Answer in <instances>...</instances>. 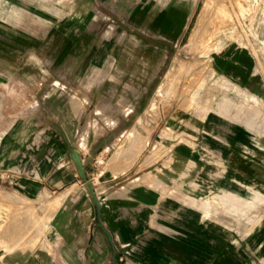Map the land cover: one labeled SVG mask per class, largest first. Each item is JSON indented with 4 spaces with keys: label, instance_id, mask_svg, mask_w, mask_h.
Segmentation results:
<instances>
[{
    "label": "rangeland",
    "instance_id": "obj_1",
    "mask_svg": "<svg viewBox=\"0 0 264 264\" xmlns=\"http://www.w3.org/2000/svg\"><path fill=\"white\" fill-rule=\"evenodd\" d=\"M240 68L252 71L253 93L223 75ZM128 110L141 121L115 125ZM101 121L114 134L108 148L103 142L90 149ZM204 124L211 131L249 129L239 157L261 163V171L237 174L254 182L247 201L227 203L225 189L197 186L196 173L177 180L181 162L172 150L197 147ZM0 131L8 132L15 168L43 180L59 173L62 183L35 198L0 203L2 250L20 239L35 245L56 209L48 202L74 181L84 186L70 145L87 151L84 170L94 187L107 171L134 177L170 171L172 197L207 201L210 212H220L221 227L243 233L231 242L250 251L254 230L264 228V0H0ZM220 167L224 178L223 159ZM122 176L109 190L125 191ZM10 196L0 190V200Z\"/></svg>",
    "mask_w": 264,
    "mask_h": 264
},
{
    "label": "crops",
    "instance_id": "obj_2",
    "mask_svg": "<svg viewBox=\"0 0 264 264\" xmlns=\"http://www.w3.org/2000/svg\"><path fill=\"white\" fill-rule=\"evenodd\" d=\"M239 70L223 71V75L237 80L238 89L254 91L248 84L252 71ZM244 98L250 101L246 96ZM130 112L117 116L114 124L140 120L130 118ZM207 122L215 124L209 119ZM100 126L103 129L92 135L90 149L103 142L108 148L109 134L114 132L103 121ZM221 129L206 130L204 124L203 134H198L197 147L187 143L176 145L172 151L176 160L181 162L176 178L180 180L196 173L202 178L196 182L197 186L225 189L227 193L224 192L223 199L227 203L241 199L247 201L251 197L247 192H252L254 182L236 177L237 174L251 177L261 171L258 167L261 163L254 165L239 157L242 151H247L246 145L252 137L246 126L234 124L226 130ZM9 138L7 131H0V190L4 188L7 195L15 196L0 200V203H13L15 198H35L44 188L62 187L59 173H49L43 180L15 168L13 150L7 143ZM86 152L80 154L83 163L88 158ZM221 159L226 162L228 170L224 178L221 176ZM192 163L197 165L194 167ZM169 172L150 174L157 181L152 184L138 182L130 185L128 180L134 176L113 175L107 171L100 185L93 186L99 201V216L86 188L72 182L58 193H63V198L57 201L56 209L47 219L41 239L35 245L22 239L15 248L0 249V264H264V228L254 230L253 235L257 237L254 249L239 250L229 237L243 233L233 227H221L218 221L220 212H210L207 201L195 203L188 195L177 199L172 197L173 179L167 174ZM144 174L148 172L138 174L134 179ZM120 176L118 181L127 186L125 191L109 190L106 185ZM181 183L195 184L188 180ZM238 188H243L244 194L231 191ZM52 199L48 205L54 203ZM253 251L258 252L254 260L251 257Z\"/></svg>",
    "mask_w": 264,
    "mask_h": 264
},
{
    "label": "water",
    "instance_id": "obj_3",
    "mask_svg": "<svg viewBox=\"0 0 264 264\" xmlns=\"http://www.w3.org/2000/svg\"><path fill=\"white\" fill-rule=\"evenodd\" d=\"M55 126L58 128L59 131L62 132V135L65 138V135H64L62 129L56 124H55ZM69 149L71 151V153H70L71 159L73 160V162L76 166L77 172H78L81 180L83 181L84 186L88 192V195L90 196L91 200L93 201V203L96 207L97 214L99 216V213H100L99 201L97 199L94 187H93L91 181L89 180V177L87 176L86 171L84 170V164H83L82 157H81V155H80V153L76 147L69 145Z\"/></svg>",
    "mask_w": 264,
    "mask_h": 264
},
{
    "label": "bare ground",
    "instance_id": "obj_4",
    "mask_svg": "<svg viewBox=\"0 0 264 264\" xmlns=\"http://www.w3.org/2000/svg\"><path fill=\"white\" fill-rule=\"evenodd\" d=\"M200 16H201V14H200ZM199 16V17H200ZM227 20H229V19H227ZM170 83V82H169ZM153 113V112H152ZM244 121V120H243ZM136 129V128H135ZM135 129L134 130H131V132L129 133L131 136H133L134 134H136L135 133ZM137 131V130H136ZM138 133V132H137ZM128 134V135H129ZM139 134V133H138ZM129 135V136H130ZM136 137V136H135ZM139 137V136H138ZM129 138H131V137H129ZM140 138V137H139ZM128 140V139H127ZM144 142V141H143ZM133 143V142H132ZM136 145V144H135ZM144 146V145H143ZM124 148V147H123ZM138 148V147H137ZM137 148L135 147V149H136V151H137ZM140 148V147H139ZM129 149V148H128ZM141 149V148H140ZM132 150V149H131ZM133 150H134V147H133ZM135 150H134V153H137ZM124 152V151H123ZM138 154H139V152H138ZM119 155H122V152H121V149H119V150H117V152H116V156L118 157ZM155 177L154 176H150V175H148V174H146L144 177H143V182H145L146 184L147 183H150V184H152V183H154L156 180L154 179ZM157 182V181H156ZM161 183V182H160ZM163 185V184H162ZM58 195V194H57ZM63 193L61 194V195H58V196H56L54 199H52V201H54V203L52 204L53 206H56L57 207V205H56V203H57V201H59L61 198H63ZM61 202V201H60ZM43 226V225H42ZM41 229V228H40ZM21 240V239H20ZM0 245H2L1 244V241H0ZM8 249H12L11 247H7Z\"/></svg>",
    "mask_w": 264,
    "mask_h": 264
}]
</instances>
